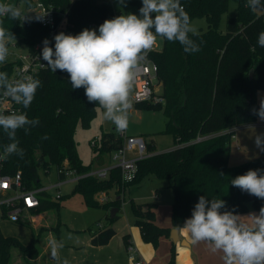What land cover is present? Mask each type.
Here are the masks:
<instances>
[{"label": "trees", "instance_id": "trees-1", "mask_svg": "<svg viewBox=\"0 0 264 264\" xmlns=\"http://www.w3.org/2000/svg\"><path fill=\"white\" fill-rule=\"evenodd\" d=\"M230 1L180 0L190 21L195 17L206 20L204 31L189 33L193 43L199 45V52L185 53L179 42L161 39V48L149 55L157 65L164 102L137 103L135 106L161 109L167 118L162 132L172 135L175 146L157 152L152 143L144 140L148 155L136 161L135 177L130 182L121 181L119 166L111 167L105 178L88 174L91 165H84L79 159L73 135L77 124L89 126L99 106L97 102L87 100L83 88H72L66 72H52L48 67L35 76L41 85L31 105L25 108L22 104L23 114L29 121L38 118L39 122L25 124L16 130L17 152L9 155L6 151L13 140L0 127L1 172L12 174L19 170L23 185L27 189H35L40 188L39 167L47 170L50 165L56 169L66 165L68 170L79 176L72 192L80 193L87 206L101 205L105 210L116 207L118 212L120 198L100 204L96 195L114 190L121 196L130 187L139 186L153 176L164 180L172 191L170 220L173 228H181L184 221L191 218L200 196L209 201H226L222 212L232 211L237 215L245 212L250 203L259 213L264 199L232 186L231 179L249 169H264V154L230 166L228 152L234 128L252 123L259 117L251 109L259 108L256 94L258 90H264V47L257 42L259 34L264 32V18L246 7L247 0H232L236 3L235 14L227 18L224 30H220L221 16L226 13ZM0 3L23 5L25 8L41 3L66 11L69 26L75 34L91 23L99 26L105 19L115 17L109 0H0ZM133 3L139 15L142 3L140 0H133ZM0 20L3 27L14 35L17 45L23 43L31 48L47 35L46 28L32 21L8 17H0ZM13 65V61L1 64L0 72H6L9 77ZM210 134L214 136L192 142L197 136ZM123 145L124 139L119 134L102 132L92 150L102 156L121 149ZM20 149H23V156L18 154ZM57 174L62 180L63 176ZM39 201L32 214L58 208V203L51 200L46 192L39 193ZM155 206V202L134 203L131 200L134 224L138 226L142 240L154 247L159 238L168 237L171 230L155 224ZM117 217L118 213L113 217L108 215V225L91 231L92 245L101 246L111 239L115 234L111 224ZM27 225L30 239L26 244L0 230V264L11 263L12 248L19 250L26 264H32L31 261L39 256L38 234L30 223ZM174 257L172 244L169 264H174Z\"/></svg>", "mask_w": 264, "mask_h": 264}, {"label": "clouds", "instance_id": "clouds-1", "mask_svg": "<svg viewBox=\"0 0 264 264\" xmlns=\"http://www.w3.org/2000/svg\"><path fill=\"white\" fill-rule=\"evenodd\" d=\"M141 3L139 15L128 13L105 19L98 29L85 28L75 35L59 32L53 37L54 44L48 39L43 41L41 51L46 66L52 72H66L72 88H83L87 100L97 102L104 119L111 121L120 132L127 128L128 110L132 107L129 96L136 69L158 38L179 42L185 53L200 50L189 37L195 29L180 0H141ZM246 7L253 12H264L261 0H247ZM0 17L31 19L20 7L8 3H0ZM43 17L37 15L36 18ZM14 38L0 20V64L5 63L9 55L6 39ZM257 42L264 47V32L259 34ZM7 80L8 74L0 72V88L7 91L15 102L29 107L41 81L31 75L15 85L7 83ZM251 111L264 121V96L260 97L259 108ZM38 122V118L29 121L26 114H0V127L13 140L6 148L9 155L17 152L16 130L25 124ZM254 143L259 152L264 153V133L256 135ZM18 154L23 156V149ZM231 185L264 199V169H249L231 179ZM225 206L223 199L209 201L204 196L199 197L191 218L186 219L183 225L193 243L210 242L213 252L223 253L225 264H264V206L260 208L259 215L249 214L245 222L232 211L222 212ZM50 243V254L55 259L57 247L54 241ZM63 264H68V261Z\"/></svg>", "mask_w": 264, "mask_h": 264}, {"label": "rangeland", "instance_id": "rangeland-1", "mask_svg": "<svg viewBox=\"0 0 264 264\" xmlns=\"http://www.w3.org/2000/svg\"><path fill=\"white\" fill-rule=\"evenodd\" d=\"M109 2L112 5L115 17L121 14H136L133 0H124L123 3H121L120 0H109ZM235 6L236 3L231 0L226 13L221 16L219 25L220 30H224L227 18L235 14ZM191 26L195 29V33H198L206 29L207 23L205 18L195 17L191 20ZM158 42L161 45V39L158 38ZM5 43L9 48V55L6 62L14 61L20 55H25L28 50L26 44L21 43L17 45L14 39H6ZM166 120L167 118L161 109L139 108L133 105L128 110L127 128L120 132L116 130L115 125H113L111 121L104 119L103 110L98 107L96 115L88 127H82L80 124H77L75 128L73 137L76 142L78 157L84 165H91V171H97V169L102 167H109L117 164V160L113 159L117 156L116 152L99 156L97 153L93 152L90 144V141L94 138L100 139L102 132L109 131H114L115 134L123 133L126 137V142L124 144L126 159L138 157L136 148H128V141L131 137H142L147 143H152L157 152L170 150L175 146V143L171 134L162 132ZM229 147L228 163L230 166H237L264 154L259 152L254 141H251L250 144H247L246 147L241 148V150L237 152V144L235 139H232ZM99 159L101 163L97 162ZM74 176V174L69 175L65 181L59 186H56L59 181L56 167L50 165L47 170L43 167L38 168L39 186L40 188L47 187L46 193L51 200L58 203V208L53 207L47 209L43 211L42 218H40L38 222H30L31 225H35L34 230L39 237L37 246L40 249L39 259L31 261V263L63 264V262L67 260L68 264H96L97 261H100V264H132L127 249L121 250L119 248L118 232L111 237L108 241L109 243L107 242L104 245L94 246L90 241L88 242L90 231L98 228V220L101 227L109 224L107 216L110 215V210H105L101 205L87 206L80 193H73L72 189L77 180ZM164 182V180L150 176L143 181L141 186L135 188L132 193L126 191L123 195L122 211L118 213V217L112 224L116 226L117 224L124 225L127 224V220L132 219L131 200L134 203L153 201L156 203V207L162 204H170L172 191L164 185ZM58 194L60 195L59 199L56 198ZM106 195L108 200L104 203L112 200L111 197L114 196V191L111 190L107 192ZM249 211L255 213L257 210L249 203L247 210L242 213ZM58 222L60 223L58 224ZM27 224L28 222L26 221L21 224L0 221V230L3 234L15 236L22 243L26 244L30 239V229ZM49 237L51 239L46 243L47 245L43 247V238ZM52 241L55 242L57 247L58 256L55 259H53L50 254L52 247L50 242ZM142 242L146 244L143 240ZM150 244L151 243H147L153 251L157 249V246L154 247ZM10 264H26L24 259L21 258L19 250L16 248L11 249Z\"/></svg>", "mask_w": 264, "mask_h": 264}, {"label": "built area", "instance_id": "built-area-1", "mask_svg": "<svg viewBox=\"0 0 264 264\" xmlns=\"http://www.w3.org/2000/svg\"><path fill=\"white\" fill-rule=\"evenodd\" d=\"M264 3V0H261ZM23 12L27 14L32 21L40 26L46 28L47 35L40 41L35 43L31 48H28L25 55H20L13 62L11 73L8 77L7 83L15 85L17 82L22 81L25 76H33L46 68V62L41 58V51L43 48V41L48 39L51 44H54L53 37L59 32H65L66 34L75 35L74 31L69 26L67 12L58 8L45 6L41 3L34 7L25 8L23 5H19ZM264 18V12L257 11ZM37 15H44L43 18L37 19ZM23 21V20H22ZM98 25L95 23L89 24L86 28L98 29ZM161 45L157 41L154 47L147 53L146 58L141 62L140 66L136 69V77L133 81V86L130 92L129 100L131 105L137 103L148 104H162L164 99L161 95V84L157 78V65L153 59L149 56L152 52L158 51ZM23 114L22 103H17L11 99L8 92L3 88L0 89V114L5 116L9 114ZM120 137L126 142V137L123 133H118ZM214 136V134L197 136L192 142H198L204 139H208ZM97 139L94 138L90 141L91 146L96 144ZM128 148L138 151V157L134 159H126L124 145L121 149L115 151L117 156L113 159L117 160V164L113 166H119L121 181L126 183L130 182L136 173V161L142 157L147 156L145 151V141L142 137H131L128 141ZM1 158L0 155V221H8L17 223L24 218H31V211L39 206V193L46 192V188L27 189L22 183V175L18 170L12 174H3L1 172ZM105 167L97 171H91L89 175H93L97 178L107 177L108 170L113 167ZM57 172L66 179L69 175L74 174L77 179L79 176L75 174L73 170H68L66 165H62L57 169ZM62 179V180H63ZM59 179L56 186H59ZM57 199L60 198L58 194ZM98 203H104L108 200L106 192H100L96 195ZM134 264H140L139 261Z\"/></svg>", "mask_w": 264, "mask_h": 264}, {"label": "crops", "instance_id": "crops-1", "mask_svg": "<svg viewBox=\"0 0 264 264\" xmlns=\"http://www.w3.org/2000/svg\"><path fill=\"white\" fill-rule=\"evenodd\" d=\"M261 96H264V90L257 91L256 99L258 103H259ZM260 133H264V121H261L260 118L258 117L256 121L252 123L243 124V125H239L235 127L231 140L235 139V142L237 144V152H238L241 150V148L246 147L247 144H250L251 141H254L256 135ZM229 151H230V147H229ZM97 162L101 163V160L99 159ZM102 168H105V167H102ZM100 169H97V170H100ZM57 177H58V174H57ZM65 180L66 179H63L59 183L61 184ZM141 184L139 186H141ZM164 185L168 187L166 182H164ZM139 186L130 187L126 191L129 193H132L135 190V188ZM123 195L124 194H122L121 196H118L114 191V196L111 197L112 200L115 198L121 199L120 211H122V200L124 199ZM172 200H173V195H172V198H170L171 203H172ZM147 202H153V201H147ZM171 203L162 204L159 207H156L157 206L156 205L153 208L154 222L156 225L162 226V227H170L171 229H174L171 226V220H170ZM119 212L117 211L116 213H119ZM255 213H252V211H249L246 213H239L237 215L242 218V222H245L247 221L249 214H255ZM256 214L259 215L258 212ZM42 215H43V212L31 214L30 219L24 218L22 221L17 222L15 224H21L25 221L28 223L38 222L40 218H42ZM134 221H135V217L133 215L132 219L127 220V224H124V225L117 224V226L111 224V226L115 230L114 235H116V233L118 232L119 248L121 250L127 249L128 255H129V258L131 259L132 264H134V262L136 261H139L140 264H169L170 248L172 244H174V247H175L174 264H225L223 260L222 252H219V251L213 252L212 245L210 244V242L193 243L190 235L185 231L184 226H182L181 228H176L178 241L174 242L173 240H171L170 236L168 237L162 236L159 238L157 249L153 251L151 247L147 245V243L144 244L142 242L140 230L138 226L134 224ZM97 223L99 224L98 228H101L99 220L97 221ZM31 226L33 228L35 227V225H31ZM91 231H94V230H91ZM91 231L88 237V242L91 239ZM50 239H51L50 237L45 238V239L43 238L44 240L43 247L47 245L46 243H48ZM39 256L33 261L38 260ZM89 264H92V263H89ZM96 264H100V261H97Z\"/></svg>", "mask_w": 264, "mask_h": 264}, {"label": "water", "instance_id": "water-1", "mask_svg": "<svg viewBox=\"0 0 264 264\" xmlns=\"http://www.w3.org/2000/svg\"><path fill=\"white\" fill-rule=\"evenodd\" d=\"M116 212H117V208L116 207H112L111 210H110V217H113ZM169 236H170L171 240H173L174 242L178 241L176 228L171 229Z\"/></svg>", "mask_w": 264, "mask_h": 264}]
</instances>
